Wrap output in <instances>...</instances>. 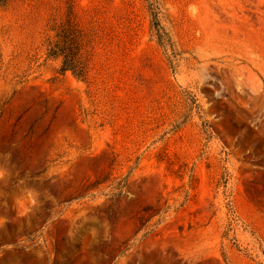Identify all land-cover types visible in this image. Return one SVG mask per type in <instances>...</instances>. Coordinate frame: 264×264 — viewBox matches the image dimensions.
<instances>
[{"label":"rangeland","instance_id":"rangeland-1","mask_svg":"<svg viewBox=\"0 0 264 264\" xmlns=\"http://www.w3.org/2000/svg\"><path fill=\"white\" fill-rule=\"evenodd\" d=\"M157 1L0 6V264H264V0Z\"/></svg>","mask_w":264,"mask_h":264},{"label":"trees","instance_id":"trees-1","mask_svg":"<svg viewBox=\"0 0 264 264\" xmlns=\"http://www.w3.org/2000/svg\"><path fill=\"white\" fill-rule=\"evenodd\" d=\"M6 0H0V6ZM149 13L151 16V27L155 33L158 44L168 53H175L172 39L162 25L159 18V6L157 0H147ZM50 55L61 58V70L71 71L78 78L84 77V69L80 64L78 53L71 48L69 42L65 39L58 40L50 50Z\"/></svg>","mask_w":264,"mask_h":264}]
</instances>
